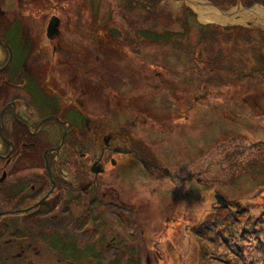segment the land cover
Returning a JSON list of instances; mask_svg holds the SVG:
<instances>
[{"label":"rangeland","instance_id":"rangeland-1","mask_svg":"<svg viewBox=\"0 0 264 264\" xmlns=\"http://www.w3.org/2000/svg\"><path fill=\"white\" fill-rule=\"evenodd\" d=\"M70 1L78 3V10L88 2L92 11V16L83 11L84 37L76 41L85 51L80 60L83 71L93 65L96 72L85 80L91 96L84 109H107L122 93L143 104V115L155 116L157 108L172 111L174 89L183 92L187 102L193 93L197 96L205 88L207 92L208 100L193 109L180 131L179 149L171 145L173 154L156 160L160 170H153L152 176L121 172L116 180L121 191L117 195L128 203L137 231L130 239L132 258L127 264H264V24L202 25L180 4L184 0ZM209 1L222 11L236 8V0ZM239 3L242 9L264 8V0ZM103 30L106 36L96 43L92 38ZM156 69L162 79H155ZM5 90L6 101L17 97L13 88ZM111 114L117 123L123 116L114 110ZM130 116L134 118V113L126 118ZM6 121L10 123L9 116ZM89 151L97 157L101 150L89 146ZM208 190L210 198L205 195ZM216 195L225 202L216 206L218 221L227 226L218 239L198 231L214 213L208 209ZM199 204L196 215L192 209ZM150 211L152 217L141 224ZM171 216L184 219L175 221L172 231V222L163 223ZM162 224L170 227L165 229L169 239L153 249ZM154 251L159 252V261Z\"/></svg>","mask_w":264,"mask_h":264},{"label":"flooded vegetation","instance_id":"flooded-vegetation-1","mask_svg":"<svg viewBox=\"0 0 264 264\" xmlns=\"http://www.w3.org/2000/svg\"><path fill=\"white\" fill-rule=\"evenodd\" d=\"M85 3L78 10L70 0H0V264L130 262L137 231L116 180L121 172L160 170L156 160L179 149L193 109L208 100L206 88L188 102L174 89L172 111L157 108L151 116L134 97L118 93L114 107L84 109L91 96L85 80L95 72L93 65L83 71L85 51L76 44L84 37L83 11L92 16ZM96 36L102 43L106 35ZM156 70L155 79H162ZM5 87L17 97L6 101ZM112 110L123 115L120 122ZM88 145L100 147L97 157ZM165 234L163 226L153 249L169 239ZM153 254L159 261V252Z\"/></svg>","mask_w":264,"mask_h":264},{"label":"bare ground","instance_id":"bare-ground-1","mask_svg":"<svg viewBox=\"0 0 264 264\" xmlns=\"http://www.w3.org/2000/svg\"><path fill=\"white\" fill-rule=\"evenodd\" d=\"M180 4L185 5L186 7L194 10L198 14L199 21L202 23V25H207L208 21H214L219 23L220 25L231 24L230 26L246 25L247 22L251 21H257L256 23H258L259 21L262 26L264 24L261 23V20H264V10H262L258 6L253 7L250 10L242 9L240 6L237 13H235L234 10L230 11L231 13L234 12V14H236L237 16L228 18L227 16H221L214 8L207 7L204 3V0H190V2L184 0L183 3ZM195 207L196 208L192 209L194 210L193 213L198 215L200 210V204L199 206Z\"/></svg>","mask_w":264,"mask_h":264},{"label":"trees","instance_id":"trees-1","mask_svg":"<svg viewBox=\"0 0 264 264\" xmlns=\"http://www.w3.org/2000/svg\"><path fill=\"white\" fill-rule=\"evenodd\" d=\"M185 10L186 11H188L189 13H192V15H194L193 14V12L189 9V8H187V7H185ZM195 17V16H194ZM254 199V198H253ZM258 199V197L257 198H255V201ZM209 208H210V210L208 209V213H212V212H214L213 214H211V215H209V216H207V220H205L204 222H203V225L201 226V227H199V229H198V231L203 235V236H207V235H209V236H212V237H216L217 239H218V233L221 231L222 232V234L226 231L225 229H226V227L225 226H223V225H225V223L224 224H221L220 223V221H218L219 219H220V217H217V214H218V212H215V210H217L218 208H214V205L212 206H209ZM212 216H214V217H212ZM213 218V220H214V222H216V223H214V226L213 225H211L209 222H210V218ZM175 218H176V220H175ZM211 218V219H212ZM233 218V217H232ZM178 219H177V217L176 216H171V217H168V218H166L165 220H164V222H165V224H170V222H172V226H170V227H167V225H165V229L167 230V229H171V231L172 230H176V227H175V221H177ZM179 221V223H181L182 221H184V219H181L180 218V220H178ZM228 221H232V220H228ZM227 221V222H228ZM226 222V223H227ZM212 223V222H211ZM178 224V223H177ZM213 224V223H212ZM228 224L231 226V224L228 222ZM222 226V227H221ZM221 227V228H220ZM222 239V242H223V244L224 243H226L225 241H226V239L225 238H221ZM219 244V246H220V248L222 247V245L220 244V243H218Z\"/></svg>","mask_w":264,"mask_h":264},{"label":"water","instance_id":"water-1","mask_svg":"<svg viewBox=\"0 0 264 264\" xmlns=\"http://www.w3.org/2000/svg\"><path fill=\"white\" fill-rule=\"evenodd\" d=\"M188 2H190V0H187ZM204 3H205V5L207 6V7H209V8H214L221 16H227L228 18H231V17H233V16H237L236 14H234V12L235 13H237L238 12V10H239V8H240V3H239V0H236V8H235V10H234V12L233 13H231L230 11H222L219 7H216L213 3H211V2H209V1H207V0H204ZM258 7H260L262 10H264V8H262L261 6H258ZM245 10H250V9H245ZM194 13L196 14V18H197V21L199 22V23H201L200 21H199V16H198V14L194 11ZM208 24H210V25H220L219 23H217V22H214V21H208L207 22ZM202 24V23H201ZM226 25H231V24H226ZM215 200H216V202H217V204L218 205H224L223 204V201L221 200V198H219V197H215Z\"/></svg>","mask_w":264,"mask_h":264}]
</instances>
